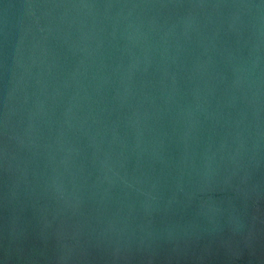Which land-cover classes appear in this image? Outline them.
<instances>
[{
    "label": "water",
    "instance_id": "obj_1",
    "mask_svg": "<svg viewBox=\"0 0 264 264\" xmlns=\"http://www.w3.org/2000/svg\"><path fill=\"white\" fill-rule=\"evenodd\" d=\"M0 264H264V0H0Z\"/></svg>",
    "mask_w": 264,
    "mask_h": 264
}]
</instances>
